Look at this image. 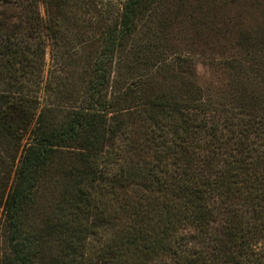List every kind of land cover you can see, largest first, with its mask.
Returning <instances> with one entry per match:
<instances>
[{
	"label": "trees",
	"instance_id": "trees-1",
	"mask_svg": "<svg viewBox=\"0 0 264 264\" xmlns=\"http://www.w3.org/2000/svg\"><path fill=\"white\" fill-rule=\"evenodd\" d=\"M164 2L0 0V264H264V25L206 87Z\"/></svg>",
	"mask_w": 264,
	"mask_h": 264
},
{
	"label": "rangeland",
	"instance_id": "rangeland-1",
	"mask_svg": "<svg viewBox=\"0 0 264 264\" xmlns=\"http://www.w3.org/2000/svg\"><path fill=\"white\" fill-rule=\"evenodd\" d=\"M158 16L171 52L188 59L199 84L223 87L239 73L230 60L248 57L243 37L264 25V0H165ZM20 18V9L0 3V33L23 28ZM2 248L0 236V257Z\"/></svg>",
	"mask_w": 264,
	"mask_h": 264
}]
</instances>
